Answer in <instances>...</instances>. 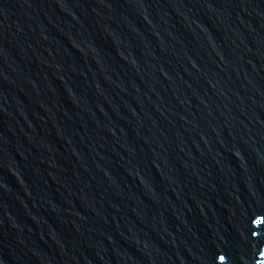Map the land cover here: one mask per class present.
Listing matches in <instances>:
<instances>
[{"label": "water", "instance_id": "95a60500", "mask_svg": "<svg viewBox=\"0 0 264 264\" xmlns=\"http://www.w3.org/2000/svg\"><path fill=\"white\" fill-rule=\"evenodd\" d=\"M0 264H264V0H0Z\"/></svg>", "mask_w": 264, "mask_h": 264}]
</instances>
